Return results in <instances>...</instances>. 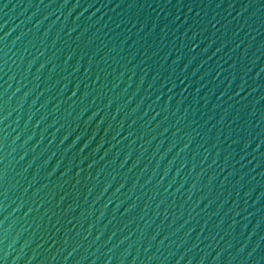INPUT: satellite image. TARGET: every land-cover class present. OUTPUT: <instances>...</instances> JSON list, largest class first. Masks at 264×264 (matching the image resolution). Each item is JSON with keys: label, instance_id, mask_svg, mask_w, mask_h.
I'll return each mask as SVG.
<instances>
[{"label": "water", "instance_id": "95a60500", "mask_svg": "<svg viewBox=\"0 0 264 264\" xmlns=\"http://www.w3.org/2000/svg\"><path fill=\"white\" fill-rule=\"evenodd\" d=\"M0 264H264V0H0Z\"/></svg>", "mask_w": 264, "mask_h": 264}]
</instances>
